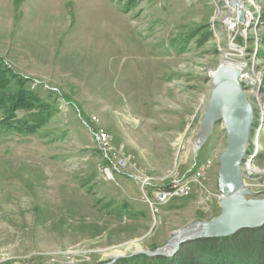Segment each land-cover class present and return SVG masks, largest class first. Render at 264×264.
<instances>
[{"label": "rangeland", "instance_id": "rangeland-1", "mask_svg": "<svg viewBox=\"0 0 264 264\" xmlns=\"http://www.w3.org/2000/svg\"><path fill=\"white\" fill-rule=\"evenodd\" d=\"M232 2L0 0V58L55 108L35 134L0 131V264H114L123 259L113 261L115 252L154 251L189 222L216 217L222 125L214 148L208 140L195 157L193 147L220 64L241 65L250 77L242 84L259 155L247 158L243 173L250 198H264V59L257 60L264 0H238L245 25ZM228 18L239 33L227 28ZM201 23L212 28L213 43L173 47L172 39ZM99 130L112 141L113 163L95 140ZM121 157L127 166L109 175ZM195 159L210 167L200 192L154 216L139 180L166 186ZM125 202L132 212L112 213ZM90 224L99 236L80 230Z\"/></svg>", "mask_w": 264, "mask_h": 264}, {"label": "water", "instance_id": "water-1", "mask_svg": "<svg viewBox=\"0 0 264 264\" xmlns=\"http://www.w3.org/2000/svg\"><path fill=\"white\" fill-rule=\"evenodd\" d=\"M232 5L238 9L239 21L246 17L238 0ZM243 74L238 67L220 64L210 78V97L199 122L194 140L193 152L197 157L200 149L212 137L217 125L221 124L226 136V146L218 157L217 187L220 213L207 221H191L172 240L154 251L136 250L128 256L145 254L151 257L173 256L181 245L198 240L226 238L245 229L264 226V198H250L243 173V163L250 146L251 133L255 124V110L246 86L242 84ZM259 153L256 151L251 160ZM178 235V238L174 240ZM115 256L113 261L124 258Z\"/></svg>", "mask_w": 264, "mask_h": 264}, {"label": "trees", "instance_id": "trees-1", "mask_svg": "<svg viewBox=\"0 0 264 264\" xmlns=\"http://www.w3.org/2000/svg\"><path fill=\"white\" fill-rule=\"evenodd\" d=\"M131 4H134V0H131ZM261 20L264 23V14H262ZM214 40L212 28L208 24L201 23L190 28L181 37L172 39V45L177 50L186 51L192 42H195L198 47H203L213 43ZM260 40L262 45L257 50L258 61L264 59V38L262 37ZM215 52L217 51L215 50ZM4 64L0 58V109L5 112V116L0 121V131H15L25 135L35 134L50 122L55 111L54 105L41 98L38 91L25 88L24 78L19 77L17 79L19 75ZM13 81L15 82L13 83L14 86L12 85ZM262 91L264 93V75ZM20 112L26 113L24 118L18 117ZM216 130L217 128L209 139L210 142L213 140ZM253 136L252 131L251 137ZM212 144L214 148L215 142L212 141ZM253 147V144L249 146L243 166L247 158L253 155ZM99 203L102 204V207L110 206L101 200ZM130 206L129 202H125L119 208L115 207L112 213H117V215L126 213L128 215L132 212ZM136 214L146 215L143 211ZM133 218L137 219V217ZM80 230L90 234L91 237L99 236L101 232L98 226L94 224L83 225ZM114 264H264V226L256 229H245L226 238L190 241L181 245L171 257H151L142 254L120 259Z\"/></svg>", "mask_w": 264, "mask_h": 264}, {"label": "built area", "instance_id": "built-area-1", "mask_svg": "<svg viewBox=\"0 0 264 264\" xmlns=\"http://www.w3.org/2000/svg\"><path fill=\"white\" fill-rule=\"evenodd\" d=\"M237 24L238 23H236L234 19L228 18V24H226V26L230 30L235 31V34H237L239 33ZM237 51L239 52L238 49ZM230 65L234 64L231 63ZM95 138L99 140L100 148H102L103 151L108 154V157L113 160L112 157L115 156V154L112 152V141L108 138V134L99 130L96 133ZM195 161L196 159L192 162V165ZM128 162L129 160L127 158L121 157L115 161L116 168L119 170L123 169L127 166ZM208 166L209 163L207 168H205V171L198 172V174H190L189 168L182 176L172 178L166 186L155 185V191H148V184H152L149 179H140L139 181L142 184V194L144 199L149 204L150 209L153 210L154 216L158 214V205L161 203L170 201V199L186 198L192 196L193 194H198V192H200L199 188L207 179Z\"/></svg>", "mask_w": 264, "mask_h": 264}, {"label": "bare ground", "instance_id": "bare-ground-1", "mask_svg": "<svg viewBox=\"0 0 264 264\" xmlns=\"http://www.w3.org/2000/svg\"><path fill=\"white\" fill-rule=\"evenodd\" d=\"M241 4V6H243V2H241L240 3ZM246 22H247V19H246V21H245V23H244V25L246 24ZM235 67H238L239 69H240V71L242 72V74H243V80L244 79H249L250 77H249V75L247 74V73H245V71L247 70H244V68H242L243 66H241V65H238V66H235ZM100 131H103V130H100ZM108 138L110 139V137L108 136ZM95 140H96V142H97V144L99 145V140H97L96 138H95ZM106 157H107V159L111 162V163H113V161H112V159L111 158H109L108 157V154L106 153ZM208 165V164H207ZM207 165H198L197 163H195V165L192 167V169L190 170V174H198V172H201V171H205V168H207ZM209 167V166H208ZM210 168V167H209ZM117 168H116V165L114 164V166H112V171L110 172H108V174L109 175H112L113 173V171L114 170H116ZM252 170V169H251ZM256 169H254V171H255ZM140 185H141V182H140ZM150 188H152V190L153 191H155V186H153L152 184H148V191H149V189ZM141 189H142V186H141ZM172 200H174V199H170V201H172ZM170 201H167V202H163V203H161L160 205H158V213L161 211V207L162 206H164V205H167ZM178 238V235H177V237L174 239V240H176ZM131 246H132V244H130ZM129 248V247H128ZM128 250V249H127ZM124 253L125 252H115L114 253V257L115 256H118V255H124Z\"/></svg>", "mask_w": 264, "mask_h": 264}]
</instances>
